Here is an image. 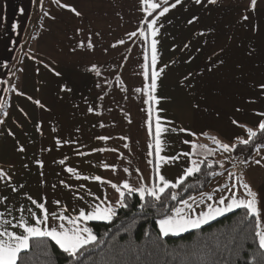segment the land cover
<instances>
[{"label": "crops", "instance_id": "1", "mask_svg": "<svg viewBox=\"0 0 264 264\" xmlns=\"http://www.w3.org/2000/svg\"><path fill=\"white\" fill-rule=\"evenodd\" d=\"M61 2L77 7L83 12V18L58 8L52 0H43L42 6L41 0H0V103L8 99V115L0 125V169L11 176V185L18 189L13 193L4 179H0V197H8L6 203H0V212L13 223H16L13 217L18 220L21 215L28 223H34L29 208L39 215L27 196L38 202L46 198L50 217L65 207V215H77L80 209L89 210L90 204L105 197L115 204L118 193L109 184L77 180L64 170L67 167L81 176H99L116 184L128 181L134 187L139 186L141 179L150 186L154 176L153 165L148 163L153 159L148 155V106L143 102L145 97L135 91L145 83L143 65L147 46L140 38L128 36L142 26L144 14L139 0ZM248 3L249 0H219L217 5L209 6V11L184 0L182 6L161 18L163 27L157 37L158 68L164 71L158 81L156 95L161 99L156 107L162 109L159 115L164 121H171L163 125L169 131L162 135L161 155L193 152L191 144L195 143L203 147L196 149L191 159L215 157L205 152L207 144L213 145L208 137L215 136L224 143L234 142L237 135L246 138V133L233 125L232 119L254 130H257L256 123L264 119L255 115L256 111H264V100H257L255 104L246 102L256 97L251 84L264 81V0H258L255 14L245 13ZM44 12L49 16H44ZM242 14L254 15L259 32H253L250 24L246 27L239 22ZM193 15L199 20L188 25L187 20ZM13 23L18 25L16 32L11 31ZM78 27L85 30L83 37L75 36ZM143 27L146 29V23ZM88 31L96 42L95 50L72 52L70 49L78 40L86 39ZM97 32L99 36L95 35ZM119 40L125 43L111 47ZM185 44L189 45L187 49ZM252 49L255 51L249 55ZM220 60L224 63L219 64ZM214 63L217 67L209 72L208 67ZM5 64L7 68L3 67ZM45 64L62 75L55 76ZM93 64L100 68L101 76L86 70ZM18 68L23 72H16ZM116 76L120 77V85ZM13 86L26 95L17 96L11 90ZM61 86L71 91L61 92ZM28 96L40 100L47 111L38 108ZM196 104L198 108L194 107ZM90 107L93 112L88 111ZM237 107L244 111L237 112ZM37 124L41 125L40 131L36 129ZM172 128L177 131H171ZM180 128L195 135L180 132ZM9 130L14 137L8 136ZM101 136L109 139H97ZM58 139L60 146L56 144ZM185 140L191 143L186 144ZM17 142L25 147L24 153L16 151ZM224 154L230 160L229 167L223 175H214L202 192L213 194V201L229 194L227 191L213 193V189L230 186L233 183L230 178L225 183L218 179L227 175V171H235L240 163L232 154L231 157ZM262 155L264 149L250 160L252 163L247 168L241 164L240 173H244L245 182L264 198V160L261 165L254 163ZM37 159L43 162L42 169L37 167ZM60 160L65 163L60 164ZM187 166L189 158L181 156L178 161L164 164L161 174L174 183ZM61 181L70 187L65 188ZM89 192L99 200L93 201ZM193 197L201 200V194ZM57 200L59 206L54 203ZM213 201L205 200L197 211L206 210L207 204ZM21 207L25 209L23 213L18 211ZM7 209H12L11 215ZM56 223L50 218V226ZM9 230L21 232L19 228L9 227Z\"/></svg>", "mask_w": 264, "mask_h": 264}, {"label": "snow or ice", "instance_id": "2", "mask_svg": "<svg viewBox=\"0 0 264 264\" xmlns=\"http://www.w3.org/2000/svg\"><path fill=\"white\" fill-rule=\"evenodd\" d=\"M56 6L62 10L71 13L72 16L76 18H83V12L78 10L77 7L68 3H62L61 0H52ZM219 0H190V3L198 6L203 9H209V6L217 5ZM43 0H41L42 6ZM140 11L144 14L141 21V27L137 31H133L128 34L129 38L138 37L144 44L147 46L145 48L144 56V65H143V76L145 83L143 88H137L135 91L140 93L144 99V104L147 105V127L150 137V142L148 144L149 152L148 155L153 159L148 161L149 164L153 165L154 176L152 178V183L149 186L146 184L143 179L138 187L132 186L128 181L123 183L116 184L111 181L102 179L99 176L89 177L81 176L75 172L71 167H67L64 170L69 174H72L75 179L83 180H94L101 184H109L118 193V199L115 201V204L110 203L105 197L103 200H99L98 197H95L91 192L89 195L92 196L93 201L99 200L97 203L89 205V210L80 209L77 215H65L67 208L65 207L62 211L57 213H52L51 217L46 208V198L44 202H38L36 199H33L31 196H27V199L39 210V215L34 212L31 208L28 209V212L31 213V219L34 223H28L27 220L21 215L17 220L16 217H13V220H16V223H13L12 220L5 218L4 213L0 212V264H26V260L22 257V253H27L31 241H42L49 240L54 243V245L68 258V264H83V258H86V253H89L90 249H94L98 246L99 241L97 235L93 232L92 228L88 227V223L91 221L102 222L111 224L113 219L117 215L118 209H124L128 207L126 197L132 195H138L141 208H144L147 204V199L150 198L151 201L157 203L161 202L162 197H167L169 190H175L179 188L184 182L189 178L201 172V166L206 163L208 169H213L214 164L211 161L206 162L205 160H195L191 157L195 154V150L203 146L192 143L193 152H181L177 153L175 156H163L161 155L163 151L162 135L169 131L168 128L164 127V124H171V121H164L159 115L162 109L157 108L156 106L160 103V97L156 95L158 89V81L163 73V68H158V59L159 51L157 45L159 43L157 37L160 35V29L163 27V24L160 23L161 18L165 17L172 9H176L178 6L184 4V0H174V2H169V0H139ZM258 5V0H249L245 8V13H256ZM21 10V14H22ZM44 16H49L48 12H44ZM151 17L149 20L148 18ZM55 19L54 16L50 17ZM199 20V17L193 15L192 18L187 20L188 25H193ZM239 22L243 23L244 26L251 25V30L253 32H259V23L256 22L254 15L242 14L240 16ZM146 23V29L143 25ZM18 25L13 23L11 25V31L16 32ZM201 36L204 33H199ZM85 35V30L81 27L76 28L75 36L83 37ZM96 36H99L100 33H95ZM124 40H119L117 43L111 45V47L116 48L119 44H124ZM96 42L93 40V34L91 31H88L86 39H80L77 41L76 46L71 48L72 52H76L77 49L87 50L92 52L95 50ZM188 44L184 45V48L187 49ZM105 51H107L105 49ZM255 49H252L249 52L251 55ZM150 54V61H149ZM224 61L220 60L219 64H223ZM3 67L7 68L8 65L5 64ZM45 67L52 71L53 74L57 77L62 75L61 72L56 71L50 65L45 64ZM217 65L214 63L212 66L208 67V71L212 72ZM87 71L94 73L97 77L101 76L100 68L93 64ZM16 72H23L22 68L16 69ZM16 72H13V75H16ZM191 75V74H190ZM19 79V76H17ZM188 79V77H185ZM117 85H120V77L116 76ZM2 83V81H0ZM99 86V85H98ZM251 88L256 92L255 98H250L246 102L250 104H255L257 100H264V81L251 84ZM7 90V89H5ZM15 92L17 96L26 95L22 91L17 90L14 86L11 89ZM61 92H70L71 88L66 86H61ZM101 100L103 96L99 97ZM27 99L32 100V97L28 96ZM32 102L40 109L47 111V108L40 100H32ZM194 107H199L198 104ZM5 108L4 103H0V113L7 117V111H3ZM89 112H93V108L88 109ZM237 112L244 111L243 108L237 107ZM155 114V119H153ZM27 115V113H25ZM256 116L264 118V111H256ZM5 120L0 119V125H3ZM231 123L236 127L244 129L246 133V138L244 136L237 135L234 142L224 143L221 140L217 139L215 136L208 137L213 144H215L216 149L222 153L231 154L236 152L241 146L247 147L251 145L254 140L257 138L258 133L264 134V119L259 120L256 123V129L248 127L246 124L241 123L237 119H232ZM103 127V125H101ZM41 125L37 124L36 129L40 131ZM154 128V132H153ZM53 131H56L53 128ZM171 131L175 132L177 129L172 128ZM180 132H183L189 136H194L195 133L189 131L188 129L180 128ZM8 136L14 137V133L9 130ZM207 136V134H204ZM97 139L107 141L109 137H97ZM122 139H126L123 138ZM154 140V146L153 141ZM16 151L24 153L26 151L23 145H19ZM64 143H70V141H64ZM184 143H191L190 141L185 140ZM57 146L61 145V141L58 139L56 141ZM127 147V145H125ZM107 149H96L94 151H106ZM205 152L208 155H211V151L205 149ZM257 153H259V148H257ZM79 155H86V153L79 152ZM181 156L189 158V166L185 167L183 174L179 176L176 181L173 183L167 180L161 174V168L164 164L169 162L178 161ZM264 160V155L261 156V159L254 161L255 164L261 165V161ZM37 167L43 168V162L39 159L35 161ZM60 164H64V160L59 161ZM252 163L249 160L242 159L240 164L244 165L245 168ZM25 168L28 167L27 164L24 165ZM107 167V166H106ZM221 169L224 168V164L221 162L219 164ZM236 167V165H234ZM115 171V169H113ZM125 171H128L125 169ZM211 175H223V173H216L215 171L210 173ZM41 175L43 173L41 172ZM227 175L230 179L234 178V182L229 185H224L218 189H213L215 192H225L229 194L227 196L221 195L218 200L213 201V194L201 193V200L196 201L195 197H189L187 200H179L178 203L182 205L181 207H175L171 209L170 215H164L162 218L156 220V226L159 229V238L163 240L169 236H180L183 233H187L193 230H199L205 224L216 220L218 217L224 216L227 213L234 212L237 209L243 210L244 216L243 220H253L254 221V241L255 245L258 247V252L256 253L259 256L258 264H264V198L259 196L257 191H254L251 185L245 182V175L241 172L237 175L234 171H228ZM0 179H4L5 183L11 187V191L16 193L18 191L17 187L11 185V176L6 173L3 169H0ZM61 184L65 188H69L70 185L65 184L61 181ZM23 188V185L19 186ZM83 188L84 186L81 185ZM55 188V185H53ZM243 191L241 195L240 192ZM80 198V197H78ZM170 199L173 201L178 200L177 193L175 191L171 192ZM8 200L7 196L0 197V203H6ZM205 200L213 201L206 206V210L201 209L197 211L200 204H203ZM191 201V203H190ZM54 203L59 206L60 201H54ZM9 215H11L12 209H7ZM18 211L23 213L25 209L23 207L19 208ZM56 221L57 223L54 226H50L49 220ZM19 228L21 232L18 234L16 231L9 230ZM243 245L240 244L236 249L233 250V254L236 258L234 264H238L239 252L242 250ZM222 255V254H221Z\"/></svg>", "mask_w": 264, "mask_h": 264}, {"label": "trees", "instance_id": "3", "mask_svg": "<svg viewBox=\"0 0 264 264\" xmlns=\"http://www.w3.org/2000/svg\"><path fill=\"white\" fill-rule=\"evenodd\" d=\"M2 103L5 104L3 111H6L8 99ZM3 117L0 113V119ZM257 148L259 151L264 149V134L258 133L251 145L241 146L232 156L239 161H250L257 154ZM207 161L213 162V169H208L205 163L200 173L189 177L179 188L169 190L161 202L148 198L146 206L141 208L138 195L128 196V207L118 209L111 224L89 222L87 226L97 235L99 244L86 253L83 264H234L233 250L240 244L243 248L239 252L238 264H258V247L252 234L254 221L243 220L244 212L240 209L203 225L199 230L163 240L159 238L156 220L170 215L179 200L204 192L214 178L210 173L220 170L219 162L211 157L206 158ZM172 191L177 193V201L170 199ZM30 243L28 252L22 253L26 264H68L66 255L53 242L34 240Z\"/></svg>", "mask_w": 264, "mask_h": 264}, {"label": "rangeland", "instance_id": "4", "mask_svg": "<svg viewBox=\"0 0 264 264\" xmlns=\"http://www.w3.org/2000/svg\"><path fill=\"white\" fill-rule=\"evenodd\" d=\"M210 143V142H209ZM209 148V149H208ZM215 148V149H214ZM206 149L207 150H209V151H211V155H213V156H215V157H212L215 161H217V160H220L219 158H224V160H221V161H217V162H219V163H223L224 164V168L223 169H221L220 168V170L218 171V173L221 171V172H223V171H226L227 170V168L229 167V164H230V160H228L227 159V157H226V155L224 154V153H222V152H220L219 150H217L216 149V146L213 144V145H210V144H207V146H206ZM233 163V162H232ZM239 165H238V167H236V169H235V171L234 172H236L237 173V175H239L240 174V170H241V164L240 163H238ZM239 168V169H238ZM220 172V173H221ZM228 172V171H227ZM227 172H225V173H227ZM228 175H225V176H223V177H221V178H219L218 179V181H220V183H225V182H227L228 181ZM231 181L232 182H234V178H232L231 179ZM240 194L242 195L243 194V191L241 190V192H240ZM224 195V194H223ZM221 196V195H220ZM225 196H227V194H225ZM216 199L218 200L219 199V197L217 198L216 197Z\"/></svg>", "mask_w": 264, "mask_h": 264}]
</instances>
